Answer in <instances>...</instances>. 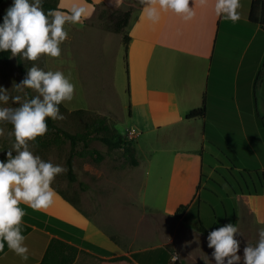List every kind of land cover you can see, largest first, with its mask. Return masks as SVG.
Instances as JSON below:
<instances>
[{
  "label": "crops",
  "instance_id": "obj_1",
  "mask_svg": "<svg viewBox=\"0 0 264 264\" xmlns=\"http://www.w3.org/2000/svg\"><path fill=\"white\" fill-rule=\"evenodd\" d=\"M125 1H85L92 14L83 22L94 17L99 6L120 9L127 5ZM252 3L240 0L235 21L216 15L215 0L204 4L189 0V6H195L190 21L171 10L163 12L156 24L141 19L140 0L136 9H127L132 11L128 27L131 40L127 65L125 48L124 61L131 101L129 117L137 128L129 134L134 142L140 134L153 148L150 153L143 152L144 158H139L140 164L130 173L140 168L142 174L136 180L149 187V199L121 196L113 200L114 183L99 182L93 184L101 192H93V200L86 196L76 205L55 189V203L46 210L21 204L26 211L23 235L28 259H22L5 243L0 264H102L121 260L130 264H196L200 259L205 264L206 255L211 257L213 249L208 247L203 227L211 231L228 223L226 213L225 219L222 212L215 214L214 206L218 209L224 203L220 193L225 194L227 186L214 175L230 167H221L215 159H236L239 169L251 171L248 175L254 188H261L257 171L264 176V124L260 123L264 116V45L258 38L263 28L251 19ZM59 6L71 9L67 0H60ZM99 30L105 36L115 32ZM115 78L114 74L113 81L104 83L106 90L96 89L101 96L90 106L70 108L117 119L112 103L118 91ZM205 99L206 116L189 118ZM119 186L129 191V180ZM248 198L250 205L261 206L260 197ZM181 205L187 209L177 216ZM176 253L180 259L174 262ZM210 260L214 261L212 257Z\"/></svg>",
  "mask_w": 264,
  "mask_h": 264
},
{
  "label": "rangeland",
  "instance_id": "obj_2",
  "mask_svg": "<svg viewBox=\"0 0 264 264\" xmlns=\"http://www.w3.org/2000/svg\"><path fill=\"white\" fill-rule=\"evenodd\" d=\"M53 1V0H49ZM127 5L120 9H109L106 6H99L96 14L91 19L78 24H67L66 28L69 33L68 39L61 45L62 53L59 57H50L42 54L36 61H29L22 56L11 57L7 60L0 61V85L5 88L11 89L14 83H19L26 76L28 69L36 64L44 70H60L66 75H69L72 82L76 85L75 93L71 101H64L60 105V111L65 116L63 120H56L57 125L70 133L82 132L86 129V125L96 120L103 115L93 110L82 108H70L76 105L90 106L92 102L99 99L101 95L96 93L97 88H104V83L109 84L113 81L114 74L116 75L115 82L117 83V96L115 103V109L117 112V119L115 117H106V122L109 124L112 130L117 131L121 136H128L133 140L130 131L137 128L135 124L130 120V105L131 101L128 92V77L125 69L124 61V45L123 34L113 32L110 35L105 36L99 29L113 30V25L118 14L123 13L128 8L131 10L136 9L138 0H126ZM67 3L71 8L76 6H82L86 8V18L89 17L92 12L87 6L85 0H67ZM131 6H128L129 4ZM12 4V0H0V11L5 13V10ZM45 9V8H44ZM45 11H47L45 9ZM63 11V10H61ZM69 12V11H66ZM259 41L264 45V30L259 33ZM264 58V53H263ZM106 69V71H105ZM264 70V66H262ZM105 74V75H104ZM108 77V80H107ZM103 90H106L105 88ZM12 95L17 94L15 89L10 90ZM27 98L35 96L37 93L32 89H25ZM96 97V98H95ZM5 106L15 107L11 101ZM263 107V106H262ZM0 127H4L6 133L13 130V126L10 123L4 122L0 124ZM135 128V129H134ZM139 130V129H138ZM65 139L62 143H54L53 141H47L45 145H36L34 141L30 142V147L35 154L41 156L45 160H51L54 164L63 165L67 171L56 177L53 182V187L65 197L71 199L76 205L82 201L84 197H89L93 200V192H101L100 188H96V184L99 182L114 183V190L112 191L113 200H120L124 198L135 197V199H141L147 197L149 199L150 189L141 186L140 182L136 179L140 178L142 171L140 168L134 173H130L133 170L123 154L122 148H116L110 150L106 144H104L98 138H94L90 141L89 146L91 148L99 149L103 156L101 161H96L93 157H73V168L75 174V180L72 181L69 175L68 159L71 155V142L69 139ZM51 134L47 139L52 138ZM137 136V135H136ZM143 138V139H142ZM14 137H8L0 139V146L10 148ZM144 137L139 134L135 138V146L138 149V157L144 158L145 153H150L153 148L148 146ZM211 144L206 142V144ZM84 147L83 142H79L77 149L81 150ZM209 160V155H207ZM140 160V159H139ZM206 162L209 165V162ZM219 165H228L230 168H222L219 174H215L217 181L223 182L227 188L225 189L224 199L221 202L218 209L214 206L216 216L220 212L223 214V219L226 218L228 223H236L242 234L236 236L241 241L239 254L243 256V249L247 245V242L255 245L259 239V230L264 228V176L261 171L258 170L261 177V188H254L252 179L248 174L251 171H243L239 169V164L236 159L228 157H218L215 159ZM89 168V170H87ZM92 171V173L90 172ZM90 174V177L85 175ZM137 176V177H135ZM133 177V178H132ZM135 178V179H134ZM129 180V191H124L119 186L120 183ZM206 178L203 179V185L205 186ZM87 185L91 189L87 188ZM256 189V190H255ZM109 192V190H105ZM158 191H155L157 196ZM251 199H257L260 197L262 204L256 207V204L250 205ZM259 195V196H257ZM229 197V199H227ZM252 201V200H251ZM228 203V204H227ZM87 208V207H85ZM259 208V210H258ZM220 209V210H219ZM223 210V211H221ZM226 213V216H225ZM219 216V215H218ZM219 218V217H218ZM219 222H217V225ZM140 225V224H139ZM137 225L136 227H139ZM211 257L206 255L204 259L205 264H215V261L210 260ZM203 260L196 264H203ZM243 264V261L240 262Z\"/></svg>",
  "mask_w": 264,
  "mask_h": 264
},
{
  "label": "clouds",
  "instance_id": "obj_3",
  "mask_svg": "<svg viewBox=\"0 0 264 264\" xmlns=\"http://www.w3.org/2000/svg\"><path fill=\"white\" fill-rule=\"evenodd\" d=\"M143 5L141 19L156 24L162 13L171 10L190 21L195 16L189 0H140ZM206 3V0H201ZM44 0H12L0 23V52L9 51L11 57L36 61L42 54L59 57L61 45L68 39L67 24L82 23L87 10L76 6L69 12L43 8ZM240 0H215V13L226 20L239 18ZM15 89L17 94L12 95ZM25 89L37 95L27 98ZM76 85L69 75L60 70H44L33 64L26 76L11 89L0 85V124L7 122L13 130L6 133L0 127V139L14 137L7 148L6 159L0 160V251L5 243L22 259H28L29 249L23 235V218L26 211L21 204L33 210H46L54 205L58 193L52 186L56 177L67 169L34 153L30 142L48 131V118L63 120L60 111L64 101H71ZM11 101L15 107L5 106ZM5 148H0L3 151ZM242 234L238 225L227 223L208 233V247L215 264H264V228L259 230L255 245L247 242L243 256L239 254ZM179 254L173 255L175 262Z\"/></svg>",
  "mask_w": 264,
  "mask_h": 264
},
{
  "label": "trees",
  "instance_id": "obj_4",
  "mask_svg": "<svg viewBox=\"0 0 264 264\" xmlns=\"http://www.w3.org/2000/svg\"><path fill=\"white\" fill-rule=\"evenodd\" d=\"M89 3H93V0H85ZM60 0H44L43 8L46 10L48 9H59L63 11H67V9H62L59 6ZM253 11L251 15V19L254 20L256 23H260L263 30H264V0H253L252 3ZM258 11L261 12V18H258ZM5 13L0 11V23L3 21V16ZM132 15L131 10L124 11L121 14H118L115 23L113 25V30L117 33L123 34V44L125 48V60L127 65V56H128V45L131 40V37L129 35L128 27L130 18ZM11 56L9 51L0 52V61L1 60H7ZM264 66V62H263ZM262 72H259L258 78L260 77V74ZM32 96H30L31 98ZM207 103L206 99L204 100V103L202 107L192 110L188 117L189 118H196V117H205L207 114ZM260 123L264 124V116L260 117ZM48 128L49 131L41 137H37L34 141L36 145L42 146L45 145L47 141H53L54 143H62L65 139L62 138V135L58 133L60 131L66 139H69L71 142L72 150L71 155L68 159L69 164V175L70 179L72 181L75 180V174H74V168L72 164V160L74 156H80V157H93L96 161H101L103 159V154L99 149L91 148L89 146L90 141L94 138H98L101 140L104 144L108 146L110 150L116 149V148H122L124 157L126 158L128 164L131 167H136L140 164L139 157L137 155V147L135 146L134 140L126 136H121L117 133V131L112 130L109 124L106 122V117H99L94 121L89 122L86 125V129L82 132L77 133H70L66 130L61 129L58 125L56 120H52L51 118H48ZM51 134L54 136L50 139H47ZM47 140V141H46ZM79 142L84 143V147L81 150L77 149V145ZM0 148H5L3 151H0V160L6 159L7 154V147L0 146ZM259 174V173H258ZM64 196V195H63ZM187 209V205H181L176 215H182L184 211ZM204 232L208 235L210 230L203 227ZM7 245V244H6ZM102 264H130L127 260H121V261H105Z\"/></svg>",
  "mask_w": 264,
  "mask_h": 264
}]
</instances>
